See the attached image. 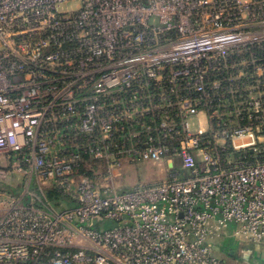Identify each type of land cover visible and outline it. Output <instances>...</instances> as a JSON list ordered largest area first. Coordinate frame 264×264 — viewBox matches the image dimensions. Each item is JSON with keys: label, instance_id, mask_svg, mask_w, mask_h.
I'll return each mask as SVG.
<instances>
[{"label": "built area", "instance_id": "1", "mask_svg": "<svg viewBox=\"0 0 264 264\" xmlns=\"http://www.w3.org/2000/svg\"><path fill=\"white\" fill-rule=\"evenodd\" d=\"M13 154L29 178L16 196L0 172V264H224L214 239L262 243L264 0H0ZM127 156L166 177L115 187Z\"/></svg>", "mask_w": 264, "mask_h": 264}, {"label": "rangeland", "instance_id": "2", "mask_svg": "<svg viewBox=\"0 0 264 264\" xmlns=\"http://www.w3.org/2000/svg\"><path fill=\"white\" fill-rule=\"evenodd\" d=\"M151 23H156V17L153 16L151 18ZM189 121L192 128L198 126L195 120L193 122V118H190ZM60 147H62V145L57 142L55 148ZM27 160L26 156L22 159L14 154L11 156L10 160L0 158V172H9V174H4V176L7 177L10 183H12L9 187V192L13 195H20L23 187L27 184L29 171L28 168L23 166ZM175 162L178 165V161L175 160ZM5 168L6 170H2ZM116 168L117 169H113L112 171V174L114 173L112 178L115 182V187L121 190H129L132 186L137 184L154 183L163 180L166 177V171L164 170L162 161L144 159L138 156H127L118 159V165H116ZM179 172L181 173L180 176H182L183 173H186L183 169H180ZM42 188L45 189L43 186ZM28 191L33 194H39V188L35 176L31 178ZM109 226H112V224ZM247 243V241L242 242L233 236L226 234L214 239L212 242L215 254L224 261V264H261L264 262L263 254L259 255L262 259H258L251 251H254L256 244L261 247V245L264 244V241H262V243H249L248 247L244 248L238 247L240 244L247 245ZM231 251L232 253H228ZM231 254H233L232 257H230Z\"/></svg>", "mask_w": 264, "mask_h": 264}, {"label": "crops", "instance_id": "3", "mask_svg": "<svg viewBox=\"0 0 264 264\" xmlns=\"http://www.w3.org/2000/svg\"><path fill=\"white\" fill-rule=\"evenodd\" d=\"M248 244L249 243H247V245L240 244V245H238V247H243V248L248 247ZM251 251L257 256L256 258L260 259L261 257L259 255L263 254V256H264V244L261 245V247L256 244V247H254V251L253 250H251ZM228 253H232V251L228 252ZM232 256H233V254L230 255V257H232ZM261 264H264V262H262Z\"/></svg>", "mask_w": 264, "mask_h": 264}, {"label": "trees", "instance_id": "4", "mask_svg": "<svg viewBox=\"0 0 264 264\" xmlns=\"http://www.w3.org/2000/svg\"><path fill=\"white\" fill-rule=\"evenodd\" d=\"M61 193L60 192H56V190L54 191H50L49 192V197L52 198V199H55L57 198L58 195H60Z\"/></svg>", "mask_w": 264, "mask_h": 264}]
</instances>
